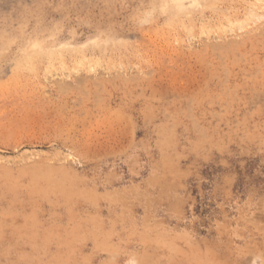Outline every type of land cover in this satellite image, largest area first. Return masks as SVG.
Returning a JSON list of instances; mask_svg holds the SVG:
<instances>
[{"label":"rangeland","instance_id":"374dc122","mask_svg":"<svg viewBox=\"0 0 264 264\" xmlns=\"http://www.w3.org/2000/svg\"><path fill=\"white\" fill-rule=\"evenodd\" d=\"M257 1L0 0V264H264Z\"/></svg>","mask_w":264,"mask_h":264},{"label":"bare ground","instance_id":"6f19581e","mask_svg":"<svg viewBox=\"0 0 264 264\" xmlns=\"http://www.w3.org/2000/svg\"><path fill=\"white\" fill-rule=\"evenodd\" d=\"M256 1H257V0H256ZM261 1H262V0H260V2H261ZM257 2H259V1H257ZM257 2H256V3H257ZM260 2H259V3H260ZM254 3H255V2H254ZM259 3H257V4H259ZM259 5H260V4H259ZM260 34H262V33H260ZM255 35H257V34H255ZM262 35H263V34H262ZM259 36H260V35H259ZM236 46H237V45H236ZM231 47H232V46H231ZM231 47H230V48H231ZM220 49H222V48H220ZM234 49H235V48H234ZM234 49H233V50H234ZM29 60H30V59H29ZM30 61H31V60H30ZM26 62H27V61H26ZM31 62H32V61H31Z\"/></svg>","mask_w":264,"mask_h":264}]
</instances>
